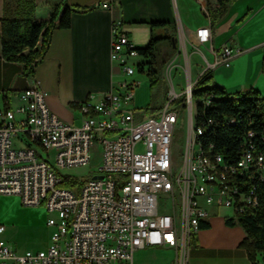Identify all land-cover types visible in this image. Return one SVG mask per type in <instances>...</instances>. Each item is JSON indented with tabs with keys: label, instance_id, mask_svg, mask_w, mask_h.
Masks as SVG:
<instances>
[{
	"label": "built area",
	"instance_id": "2783aa9c",
	"mask_svg": "<svg viewBox=\"0 0 264 264\" xmlns=\"http://www.w3.org/2000/svg\"><path fill=\"white\" fill-rule=\"evenodd\" d=\"M198 1L205 6V0ZM211 37V27L201 26L191 44L209 43ZM137 48L113 23L110 57L124 79L100 99L89 94L77 103L78 125L50 110L39 82L18 93L17 106L3 101L0 195H17L24 205L43 206L50 214L51 233L47 248L24 252L0 237V264H135L134 252L146 247L172 249L173 264H189L193 239L214 211L224 208L229 211L225 217L233 220L256 214L258 185L264 182V123L255 127L251 118L245 124L241 114L209 113V92L197 97L200 121H192V90L203 72L183 92L173 88L157 117L136 119L138 81L133 76L146 70L136 63ZM211 50L216 56L211 67L228 65L242 52L229 45ZM180 95L188 129L184 158L173 177L171 140L179 111L168 106ZM225 122L243 127L237 152L229 157L216 151L210 140L214 128ZM198 138H205L207 152H198ZM95 143L102 149L96 174L79 192L64 186L60 170L87 166ZM51 152L54 164L42 157ZM227 193H235V203H227ZM4 230L0 224V234Z\"/></svg>",
	"mask_w": 264,
	"mask_h": 264
},
{
	"label": "crops",
	"instance_id": "0c3cea01",
	"mask_svg": "<svg viewBox=\"0 0 264 264\" xmlns=\"http://www.w3.org/2000/svg\"><path fill=\"white\" fill-rule=\"evenodd\" d=\"M61 1L35 0V17H45L58 6L61 9ZM64 1L70 7L85 11L72 14L69 28L53 30L44 58L38 63L34 75L27 76L23 73L22 63L6 60L1 55L4 0H0V107L4 100L11 106H17L18 93L39 82L47 91L50 110L61 120L73 123L61 117L71 118L73 111L80 116L77 103L89 94H93L96 100L100 99L124 79L119 65L110 57L112 24H118V30L123 31L136 47H145L151 40V23L158 21L168 23L179 43L191 44L199 27H211V41L195 46L191 51V79L192 67H197L194 82L204 70L210 69L214 81L227 92L253 88L264 98V0H235L226 14L212 26L206 17V6L203 7L198 0ZM223 45L242 52L235 55L228 65L211 67L216 58L211 49L217 50ZM9 195L21 209L42 212L45 216L42 227L50 230L47 225L50 214L43 206H22L17 195ZM226 214L214 211L202 223L204 225L193 239L189 264H253L246 249L240 245L246 236L244 229L239 224H228ZM3 217L7 220L5 223L2 222ZM16 218V214L3 216L0 211V224L5 226L0 237L7 240L15 251L24 252L26 250L18 251L13 246V240L15 236L22 242L31 239L37 226L27 219L15 225L13 220ZM14 228L16 234L11 236L8 232ZM40 249L43 248L33 251ZM256 263L264 264L262 254L256 256Z\"/></svg>",
	"mask_w": 264,
	"mask_h": 264
},
{
	"label": "trees",
	"instance_id": "16d2710c",
	"mask_svg": "<svg viewBox=\"0 0 264 264\" xmlns=\"http://www.w3.org/2000/svg\"><path fill=\"white\" fill-rule=\"evenodd\" d=\"M234 1L214 0L210 2L207 0L206 17L211 26L226 14ZM61 5V9L58 6L47 16L37 19L35 17V0H4L1 55L6 60L22 63L23 73L27 76L34 75L38 63L44 58L53 30L69 28L72 14L77 11H85L82 8L70 7L64 0L61 1ZM151 26V40L147 46L137 48L139 57L136 59V63L140 69L145 67L151 84H154L156 82L154 64H157L155 44L160 40H167L169 45L174 47V42L171 40V36L174 34L167 22H152ZM204 92L213 94L212 106L208 108L209 113L219 116L241 114L245 118V124L247 119L251 118L255 127L264 123V98L256 89L250 88L229 93L214 81L211 70L206 69L192 90L193 97H198ZM195 101L197 103L194 121H200L201 101ZM214 130L210 140L215 143V150L223 153L225 157L235 155L243 127H236L235 122H225L220 123ZM201 140L207 147L205 138H201ZM75 184V180L72 181L69 177H65L64 186L71 187ZM258 192L259 207L254 216H239L236 220L226 219L228 224H239L244 229L246 236L240 245L246 249L253 264H257L256 256L258 254H262L264 258V182L258 185Z\"/></svg>",
	"mask_w": 264,
	"mask_h": 264
},
{
	"label": "rangeland",
	"instance_id": "374dc122",
	"mask_svg": "<svg viewBox=\"0 0 264 264\" xmlns=\"http://www.w3.org/2000/svg\"><path fill=\"white\" fill-rule=\"evenodd\" d=\"M213 2L214 0H208ZM207 0H205L206 6ZM155 55L157 64H154L156 69V82L151 84L150 76L147 75L146 70L144 72L137 71L133 76L138 81V86L135 90L134 104L135 111L134 115L136 119H146L149 117H157L165 108L166 100H168L171 90L174 88L177 92L181 93L185 89V85L188 82L194 83L195 73L197 67L193 66L191 70L192 78H190V67L192 63V50L195 46L190 43L178 42L175 47H171L167 40H160L155 44ZM198 98L195 97V100ZM194 100L195 103H197ZM194 107V106H193ZM195 111V107L193 108ZM168 110H178V120L175 124L172 140H171V156H172V176L176 177L181 167L188 129V118H187V107H184L183 95L177 97L176 101L168 106ZM72 111V109H71ZM71 118H63L67 121H72L74 125L80 123V116L73 111ZM14 143H17L15 140ZM44 159L48 158L49 161L54 164L52 152L47 156H42ZM102 160V149L101 145L93 144L91 147V159L87 166L74 167L60 170L64 177H69L72 181H76V184L71 186L77 192H79L82 184L92 178ZM19 197V196H18ZM22 206H26L21 202ZM161 202L165 201L164 197H161ZM167 201V200H166ZM20 204V206H21ZM28 206V205H27ZM42 206H34L39 208ZM4 216L11 214L17 215L13 223L18 225L20 222H24L26 219L31 223H34L36 227V233L33 237L27 238V241H20L15 236L13 240V246L18 251L21 250H34L38 248H47L50 244V233L51 229L43 228L42 223L44 221V215L37 209H21L18 202L9 194H3L0 196V211ZM229 213L228 210L221 208L220 213ZM7 220L3 217L2 222L5 223ZM27 221V222H28ZM16 227V226H15ZM11 236L16 234V228L8 232ZM135 264H151L154 262H167L169 264L174 263L175 254L172 249L163 247H146L139 249L134 252L133 255Z\"/></svg>",
	"mask_w": 264,
	"mask_h": 264
},
{
	"label": "bare ground",
	"instance_id": "6f19581e",
	"mask_svg": "<svg viewBox=\"0 0 264 264\" xmlns=\"http://www.w3.org/2000/svg\"><path fill=\"white\" fill-rule=\"evenodd\" d=\"M193 106L195 107L194 112ZM190 114L191 120L194 121V117L196 115V103L194 102V100H192L190 103ZM197 150L198 152H207V147L203 145L201 138L197 139ZM227 203H235V193H227Z\"/></svg>",
	"mask_w": 264,
	"mask_h": 264
},
{
	"label": "water",
	"instance_id": "95a60500",
	"mask_svg": "<svg viewBox=\"0 0 264 264\" xmlns=\"http://www.w3.org/2000/svg\"><path fill=\"white\" fill-rule=\"evenodd\" d=\"M166 36H168V35H166ZM177 39H178V37H177L176 35L171 36V40L174 42V43H173V46H174V47H175L176 44H177Z\"/></svg>",
	"mask_w": 264,
	"mask_h": 264
}]
</instances>
